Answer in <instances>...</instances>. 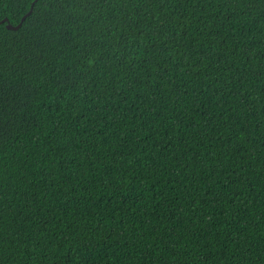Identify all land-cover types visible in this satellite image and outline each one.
I'll list each match as a JSON object with an SVG mask.
<instances>
[{"label": "trees", "instance_id": "trees-1", "mask_svg": "<svg viewBox=\"0 0 264 264\" xmlns=\"http://www.w3.org/2000/svg\"><path fill=\"white\" fill-rule=\"evenodd\" d=\"M5 19L0 264H264V0Z\"/></svg>", "mask_w": 264, "mask_h": 264}, {"label": "water", "instance_id": "water-1", "mask_svg": "<svg viewBox=\"0 0 264 264\" xmlns=\"http://www.w3.org/2000/svg\"><path fill=\"white\" fill-rule=\"evenodd\" d=\"M32 11H33V9H31V11L22 19V22L18 25V26H13V25H11V24H9L8 23V19H5V20H3V21H1L0 22V25H2V24H4V23H8L7 24V27L10 29V30H19L20 28H21V26H22V24H23V22L26 20V18L28 17V16H30L31 15V13H32Z\"/></svg>", "mask_w": 264, "mask_h": 264}]
</instances>
